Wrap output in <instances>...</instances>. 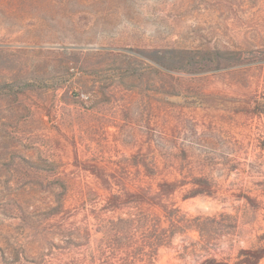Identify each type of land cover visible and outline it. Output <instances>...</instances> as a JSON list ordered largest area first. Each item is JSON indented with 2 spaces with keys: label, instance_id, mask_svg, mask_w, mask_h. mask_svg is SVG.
<instances>
[{
  "label": "rangeland",
  "instance_id": "obj_1",
  "mask_svg": "<svg viewBox=\"0 0 264 264\" xmlns=\"http://www.w3.org/2000/svg\"><path fill=\"white\" fill-rule=\"evenodd\" d=\"M263 247L264 0H0V264Z\"/></svg>",
  "mask_w": 264,
  "mask_h": 264
},
{
  "label": "trees",
  "instance_id": "obj_2",
  "mask_svg": "<svg viewBox=\"0 0 264 264\" xmlns=\"http://www.w3.org/2000/svg\"><path fill=\"white\" fill-rule=\"evenodd\" d=\"M167 187L168 186L165 184H160L159 190L165 191L167 189ZM131 197L133 198V200L141 201V202L144 199V196L141 194H133ZM113 199L115 201V200H119L121 198L118 196H114ZM239 257H240V259L237 262H235L234 264H258L260 262V260L264 257V247L259 248V249H255V250H252V249L241 250L239 252ZM202 264H228V263L217 262L215 260H207V261H204Z\"/></svg>",
  "mask_w": 264,
  "mask_h": 264
}]
</instances>
